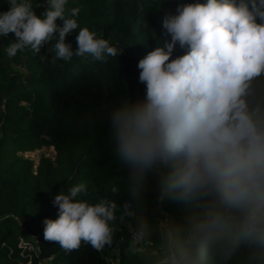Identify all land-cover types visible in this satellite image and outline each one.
I'll use <instances>...</instances> for the list:
<instances>
[{"label": "clouds", "instance_id": "9594fccd", "mask_svg": "<svg viewBox=\"0 0 264 264\" xmlns=\"http://www.w3.org/2000/svg\"><path fill=\"white\" fill-rule=\"evenodd\" d=\"M7 3L0 37L14 34L9 57L26 48L40 53L53 38L51 51L64 61L85 54L103 61L122 52L79 27L78 7L66 16L68 0H46L39 15L32 0ZM78 28L73 51L66 36ZM162 29L137 64L143 97L125 99L109 117L130 200L91 203L80 198L86 184H76L55 195L58 215L42 221L44 237L65 250L83 241L101 251L113 245L117 222L131 221V251L144 254L136 243L146 242L148 264H232L240 257L243 264H264V0L179 3ZM177 45L183 54L173 57ZM151 188L157 203L183 207L182 222L149 217Z\"/></svg>", "mask_w": 264, "mask_h": 264}, {"label": "trees", "instance_id": "16d2710c", "mask_svg": "<svg viewBox=\"0 0 264 264\" xmlns=\"http://www.w3.org/2000/svg\"><path fill=\"white\" fill-rule=\"evenodd\" d=\"M32 2L37 15L44 11L46 0ZM188 2L192 0H68L66 16L78 7L79 27H88L122 51L103 61L88 54L57 59L51 51L55 38L40 53L26 48L9 57L5 49L14 34L0 37V264H39L49 257L52 264H107L102 250L89 243L65 250L46 240L42 221L57 218L55 195L67 194L79 183L87 186L80 198L91 203L110 197L122 206L130 200L128 170L115 155L110 113L125 99L143 97L138 61L156 46L155 35H163L165 14ZM8 8L7 0H0V12ZM57 23L63 22L58 18ZM78 31L66 36L73 51ZM181 54L177 45L173 57ZM42 146L54 147V161L42 156L34 168L18 154ZM112 186L119 191L112 194ZM146 207L153 221L167 215L179 223L185 215L171 201L157 203L154 188L146 193ZM135 228L134 222L120 223L113 245L105 247L119 251L115 264H148L146 242L136 243L145 247L144 254L131 251ZM149 239L155 245L158 234L153 231ZM232 264H243V257Z\"/></svg>", "mask_w": 264, "mask_h": 264}, {"label": "rangeland", "instance_id": "374dc122", "mask_svg": "<svg viewBox=\"0 0 264 264\" xmlns=\"http://www.w3.org/2000/svg\"><path fill=\"white\" fill-rule=\"evenodd\" d=\"M18 154L24 158L30 159L34 164V168H36L42 156L49 157L52 161H54L56 158V153L53 146H42L34 150H19ZM119 224L120 222H117L116 228L119 226ZM102 255L105 258L107 264H115L118 261L119 251L105 248L102 250Z\"/></svg>", "mask_w": 264, "mask_h": 264}, {"label": "built area", "instance_id": "2783aa9c", "mask_svg": "<svg viewBox=\"0 0 264 264\" xmlns=\"http://www.w3.org/2000/svg\"><path fill=\"white\" fill-rule=\"evenodd\" d=\"M131 237L134 239V232H132ZM39 264H52V258L49 257L48 259L42 260L39 262Z\"/></svg>", "mask_w": 264, "mask_h": 264}]
</instances>
